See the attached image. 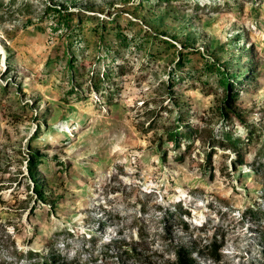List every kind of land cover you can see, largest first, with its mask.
<instances>
[{
	"label": "rangeland",
	"instance_id": "374dc122",
	"mask_svg": "<svg viewBox=\"0 0 264 264\" xmlns=\"http://www.w3.org/2000/svg\"><path fill=\"white\" fill-rule=\"evenodd\" d=\"M67 55L78 75L112 73L108 100L67 94ZM225 74L247 78L227 92ZM179 113L190 137L174 149ZM250 213L264 214V0H0V264H176L182 247L194 264H264Z\"/></svg>",
	"mask_w": 264,
	"mask_h": 264
},
{
	"label": "trees",
	"instance_id": "16d2710c",
	"mask_svg": "<svg viewBox=\"0 0 264 264\" xmlns=\"http://www.w3.org/2000/svg\"><path fill=\"white\" fill-rule=\"evenodd\" d=\"M51 11L53 13L56 12L58 14V16L60 17V19L57 22L58 27L65 25V24L67 26V23L69 22V20L71 18V14H69V13L63 14V13L57 12L55 10H51ZM103 26L104 25L101 24L102 28H103ZM106 32H110V31L107 30ZM116 36H119V33H117ZM163 44L166 46L174 48V46L172 44H169L167 41L166 42L163 41ZM191 52L192 51H186L185 54L179 53V55L177 56V63H176L177 67H182V66L184 67V64H186V62L191 60L190 56H191V54H193ZM67 57H68V55H67ZM209 66H210V68L213 67L212 64H210ZM67 70H69L70 73H71V71H73V74L71 73V75L68 76L69 83L71 85V89L67 92L68 95L77 94V90L82 88V84L88 83V87L90 88V90L92 92H95V93H98L99 95H102L101 97L105 98L106 100L109 99L110 95L107 94L108 90H107V87H105V86L108 85V82L110 81V78L112 76L111 75L112 73L110 71H108V73H106V74L104 72H102L101 76H100L99 71L95 72L92 70L89 75H86L87 78L85 76L86 73H84V72L83 73L79 72V75H78L76 61H75V59H72L71 56H69L67 58ZM214 70H215V67H214ZM75 72H77V73L75 74ZM75 77L79 78V81H76ZM83 78H84V82H83ZM246 78L244 77L243 79L246 80ZM240 79H242V78H239L236 75L229 76L228 74H225L223 77H219V79H217V82H218V84H220V86H222L228 92L229 90H232L234 88V85H236L237 83H241ZM76 88H77V90H75ZM114 92H116V90H114ZM75 98H76V96H75ZM231 98H233V97L227 95V98L223 104V106L226 107L228 110L230 109L229 107L233 105L230 103ZM234 99H235V97H234ZM79 101H80V99H79ZM176 117H177L176 118L177 122H175L173 124L174 128H176V130L168 133L166 140H168V142L172 144L174 149L175 148L180 149L181 147H184L183 145H181L182 142L187 140L190 137V135L185 133L186 131H188V129H186L187 125H184L185 123H182V124L180 123V120L182 119L181 113L177 114ZM182 125L185 127V131L179 130L178 127H181ZM38 134H39V131H37L35 133V135L32 136L33 139H37L39 136ZM223 139L231 142V144H233V145L236 144V142H237L236 140L232 141V139L230 138V134L227 132L223 135ZM28 153H29V156L27 157L26 161H27V167H28L29 172H30L29 173L30 174V180H31L32 185H33L32 188H33V191L36 193L37 197L40 200H43L44 189H45L44 182L45 181L41 180L38 167L42 164L44 156H41L38 151L31 152L29 150ZM180 158H181V156H180ZM179 160H181V159H179ZM248 216H252L255 219H258L259 221L264 220V214L262 216H260V218L258 217V215H255L253 213L252 214L250 213V215H248ZM204 247L206 249H210L211 253L209 255H212V257L216 259L215 254H217V250L219 248L218 245H216V243H212L209 246H204ZM189 253H190V251L184 249L183 247L180 248L179 250H177V252H176L177 263L176 264H194V263H192L191 259H189V257H188ZM216 260H218V259H216Z\"/></svg>",
	"mask_w": 264,
	"mask_h": 264
}]
</instances>
